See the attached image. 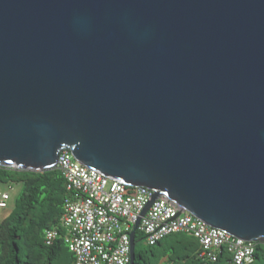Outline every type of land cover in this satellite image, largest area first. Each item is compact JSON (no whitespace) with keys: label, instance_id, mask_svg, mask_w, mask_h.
<instances>
[{"label":"water","instance_id":"obj_1","mask_svg":"<svg viewBox=\"0 0 264 264\" xmlns=\"http://www.w3.org/2000/svg\"><path fill=\"white\" fill-rule=\"evenodd\" d=\"M92 170L264 242V0H0V165Z\"/></svg>","mask_w":264,"mask_h":264},{"label":"built area","instance_id":"obj_2","mask_svg":"<svg viewBox=\"0 0 264 264\" xmlns=\"http://www.w3.org/2000/svg\"><path fill=\"white\" fill-rule=\"evenodd\" d=\"M69 195L59 228L45 231V241L53 244L64 238L74 254L73 264H130L131 232L143 209L153 197L146 186L132 187L110 179L80 163L72 151L64 149L58 156ZM9 191L0 190V209L8 206ZM147 245H155L167 236L185 232L200 243L201 264L218 261L226 247L231 253L230 264H253L255 242L241 239L215 228L180 209L166 196L156 199L139 228Z\"/></svg>","mask_w":264,"mask_h":264},{"label":"trees","instance_id":"obj_3","mask_svg":"<svg viewBox=\"0 0 264 264\" xmlns=\"http://www.w3.org/2000/svg\"><path fill=\"white\" fill-rule=\"evenodd\" d=\"M0 183L23 186L11 212L0 216V264H73L74 254L63 236L51 245L45 241L47 229L64 232L60 219L69 191L60 168L30 171L0 165ZM140 241L145 237L137 229L135 264H201V246L192 234L174 233L155 245L138 246ZM255 250L253 264H264V242H255ZM231 260V253L222 247L212 264Z\"/></svg>","mask_w":264,"mask_h":264},{"label":"rangeland","instance_id":"obj_4","mask_svg":"<svg viewBox=\"0 0 264 264\" xmlns=\"http://www.w3.org/2000/svg\"><path fill=\"white\" fill-rule=\"evenodd\" d=\"M0 190L9 191L10 193V199L8 200V207L2 208L0 210V216L1 218H3L7 216L11 212V210L14 208L16 200L19 198V196L22 193L23 186L21 184L9 186L7 184L0 183ZM144 244H146L145 241H140L138 246H142Z\"/></svg>","mask_w":264,"mask_h":264}]
</instances>
